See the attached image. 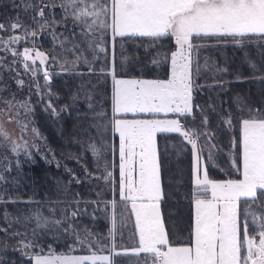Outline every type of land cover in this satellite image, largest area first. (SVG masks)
Segmentation results:
<instances>
[{
    "label": "snow or ice",
    "instance_id": "snow-or-ice-1",
    "mask_svg": "<svg viewBox=\"0 0 264 264\" xmlns=\"http://www.w3.org/2000/svg\"><path fill=\"white\" fill-rule=\"evenodd\" d=\"M11 6L22 10L28 18L21 19L17 14L0 22V52L6 53L0 56V70L15 72L12 79L23 89L26 82L16 67L20 65L29 77V92L34 89L41 100L47 97L46 112L59 115L53 104V99L59 100V96L51 90L52 76L59 73L49 72L48 67L57 65L62 71L80 76L97 71L102 76H111L110 124L119 137V196L125 204L118 221L116 200L104 202L106 211L110 206L111 227L102 235L77 222L87 212L88 204L93 205L95 219L99 199H76L71 210L49 206L45 215L39 202L16 198L11 203L38 206L22 217L3 213L7 227H0V232L16 240L15 249L27 256L30 264H118L120 257L135 258L136 264L141 261L143 264H264V106L250 107L237 95L234 100L241 116L234 117L231 109L217 113L219 123L233 132L228 159L235 176L216 179L210 175V169L218 168L217 155L221 149L217 132L210 128L209 111L216 113L217 109L211 103L206 106L197 103L194 96L203 88L198 83L202 72L200 52L210 46L204 41L214 40L216 44L231 41L240 48L255 44L264 49V0H20L19 4L11 0ZM55 9H60L59 18ZM44 34L51 37L50 51L38 47V37ZM117 38L121 42L148 38L150 48L160 49L163 42L174 40L175 50L157 51L151 60L155 66L170 65L168 78H123L128 72L123 54L118 78ZM8 55L12 59L6 62ZM102 57L104 66L97 69ZM248 63L253 69L251 79L264 85V74L256 75V64L251 60ZM81 66L87 68V73L79 71ZM208 68L205 58L203 70ZM212 69L221 76L229 71L215 64ZM41 75L43 85L39 82ZM235 79L245 78L237 74ZM225 83L218 80L216 86L223 89ZM0 84V147H10L17 156L23 150L34 162L32 149L39 153L41 148L36 143L40 138L38 129L30 127L35 111L31 97L17 100L16 94L3 83L2 71ZM78 98L77 93L71 94L73 103ZM66 109L67 105L59 111ZM21 110L23 119H20ZM107 115L101 110L96 118L103 120ZM5 116L8 122L18 124L22 134L30 131L31 140L23 135L20 138L23 143L13 139L4 126ZM97 127L99 130L106 125ZM167 133L181 138L182 151L190 146L188 150L194 160L191 196L194 216L187 242H173L161 208L165 194L157 137ZM89 148L96 171L101 174L94 175L85 167L86 176L111 185L116 164L105 158L104 150L115 153V147L101 142L99 147L92 143ZM73 158L79 162L78 157ZM44 159L52 163L47 154ZM56 166H61L59 161ZM3 170L8 171L9 166L5 164ZM66 171L72 170L66 168ZM72 179L80 182L74 173ZM3 181L5 176L0 174V182ZM56 183L59 186L61 181L57 179ZM7 202L0 195V204ZM132 215L135 243L117 244V237L123 239L122 230ZM29 222L35 225L30 232L9 233L14 223H23L27 229ZM49 233L55 243L64 239L63 251L42 242ZM7 247V242L0 240V250ZM101 252L108 254H98Z\"/></svg>",
    "mask_w": 264,
    "mask_h": 264
},
{
    "label": "trees",
    "instance_id": "trees-1",
    "mask_svg": "<svg viewBox=\"0 0 264 264\" xmlns=\"http://www.w3.org/2000/svg\"><path fill=\"white\" fill-rule=\"evenodd\" d=\"M16 3L19 4L20 0H16ZM55 11L59 18L60 9H55ZM17 14L21 16V19L28 18L22 10L12 8L11 0H2V2H0V22H6L10 17H15ZM30 14L31 13L28 15ZM0 35H2V33H0ZM121 43H123L122 49ZM149 43L150 41L148 38L124 40L122 42L120 38H117L116 63L118 76H121L119 65L121 64V54H123V57L127 58L124 62L128 70L127 75H124L125 77L148 79L168 78L170 65L162 64L160 66H155L151 63V60L156 56L157 51L175 50L174 40L163 42L164 47L162 49L150 48ZM204 43L210 46L201 49L200 52L202 72L198 83L201 84L203 88L201 91L194 93V96L195 101L201 105L206 106L211 103L216 106V113L209 111L210 128L217 132L218 144L221 151L217 155L218 168L210 169V175L216 179H225L228 178V175L235 176V173H233L230 168V161L228 159V153L230 151L229 142L233 132H230L225 126L219 123L220 117L217 113L231 109L234 117L241 116L242 113L237 110V105L234 100L237 95L242 97L243 101L250 107L259 109L264 106V85L251 79L253 69L248 63V60H251L256 64V75L264 74V56L261 55L264 49H259L255 44H249L244 48H240L231 41L216 44L214 40H206ZM52 46V40L49 35L44 34L38 37V47H40L41 50L50 51ZM146 48L148 49L147 51ZM5 55L6 53L0 52V56ZM205 58H207L209 62V68L207 70H203ZM11 59L12 57L8 55L6 62L11 61ZM102 61L103 57L101 58V62L96 65L97 69L104 66ZM214 64L220 67H227L229 70L228 73L222 76L217 75L212 69V65ZM16 67L21 73V78L26 82L25 87L19 89L15 80L12 79L15 72L10 73L6 69L0 70L3 72V83L8 85L9 91L16 94L17 100H25L28 99L29 96L31 97V105L34 107L35 111L31 116V120L34 121V123H32L30 127L38 129L40 138L37 139L36 143L40 148L44 149V153L42 155L41 153H37L35 149H32L34 157L33 162L32 159H29L23 153L19 156L12 153L10 147H0V174L5 176V181L0 182V195H3L5 200L8 201L7 203L0 204V227H7V222L3 218L4 212H8L13 216L22 217V214L38 206L37 203H11V201L16 198H19L20 201L31 200L39 202V207H41L45 215L48 214L47 209L49 206H55L60 209L67 207L71 210L73 201L76 199L82 201L99 199L101 203L99 209L95 210V219H93L92 216L94 212L93 205L88 204L87 212L79 216L77 222L82 225H87L90 229L102 235H106L111 227L109 219L111 210L110 206L108 211L105 210L104 202H110L113 199L116 200L118 221L121 211L125 208V204L121 201L119 196L118 135H115L117 150L114 153V157L111 151L104 150L105 158L111 162L114 159V163L116 164V167L113 169L114 178L111 185L105 184L101 180L87 177L82 170L86 167L87 170L94 173V175L101 174L96 171L95 158L92 156L89 148L90 142L95 143L98 147L101 145L97 130L99 119L96 118L97 113L91 110L97 109L99 112H101V110L104 111L103 106L106 104L107 112H110L112 90L111 76H102L98 71L96 74L80 76L62 71L57 65L48 67L49 72L59 73L58 75H53L51 79V90L59 96V100L53 99V104L59 112L58 116H54L44 110L47 97H45L44 100L39 99L34 89L30 93L27 86L30 83L29 77L23 73V69L20 65ZM79 71L87 73L88 70L86 67L81 66ZM237 74L245 79L236 80L235 77ZM218 80L227 82L224 84L223 89L216 86ZM39 82L43 85L44 81L42 75ZM0 86H2V84H0ZM73 93H77L79 96L75 103L71 100V94ZM4 95H7V92H5ZM105 99H107L106 102H104ZM89 104L92 105V108H89ZM65 105H67V109L60 112L59 110ZM23 118V111L21 110L20 119ZM90 125L93 126V137L90 135ZM236 132L238 133V128ZM25 133L24 135L31 140V132ZM157 141L160 150V159L166 152L180 153L185 156L184 159L187 157L190 161L189 166L191 167L193 156L188 150L190 146H187V148H184L182 151L183 145L181 138L177 134H159ZM49 149L51 151H49ZM45 154H47L49 160H52V163H47L45 161ZM73 157H78L79 162ZM16 161H19V164H17ZM57 161H59L61 165L59 168L56 166ZM5 164L9 166L8 171L3 170ZM184 166L185 164L182 163L181 167L184 168ZM66 168L71 169V173L66 171ZM73 173L76 177L80 178L79 183L72 179ZM57 179L61 181L59 186H57L56 183ZM69 181L71 182L69 183ZM97 193H99V197ZM166 199L167 196L164 195V200ZM175 199L176 198H171L172 202H176L177 199ZM183 201H185V199H183ZM186 201L187 204H183V206L180 207H176L172 204L161 205L169 236L174 243L187 242L189 239V233L193 223L191 222L193 211L190 208L191 199H189L188 196ZM128 208H130V205H128ZM124 214L129 215L127 212ZM57 215H59V213ZM133 221L134 215L130 216L127 227L122 230L123 239L121 240L119 236L117 237V244L131 246L135 243V238L132 237ZM32 227H35L32 222H29L27 229L24 227L23 223H14L13 227L9 229V233L13 230L30 232ZM0 240H5L8 244L7 248L0 250V264H30L28 257L22 255L18 249H15V239L9 238L5 233L0 232ZM44 241H46L47 244H52L58 251L64 250L65 241L63 238H61L59 243H55L51 233H49L42 238V242ZM83 253L86 252H77L76 254ZM118 264H136V260L135 258L130 260L128 257H120L118 258ZM141 264H143L142 261Z\"/></svg>",
    "mask_w": 264,
    "mask_h": 264
},
{
    "label": "rangeland",
    "instance_id": "rangeland-1",
    "mask_svg": "<svg viewBox=\"0 0 264 264\" xmlns=\"http://www.w3.org/2000/svg\"><path fill=\"white\" fill-rule=\"evenodd\" d=\"M120 77L121 76H118V78H120ZM123 78H130V77L123 76ZM144 79H148V78H144ZM111 85H112V82H111ZM111 93H112V90H111ZM106 100L107 99H105L104 102H106ZM103 107H104V112H106L108 115L103 120L99 119L97 126L103 124V125H106V127L99 128V130L97 127L98 136L100 138V142H103L105 144H111L117 150V148H116L117 147V144H116L117 141H115L116 133H113V131L111 129V124H110L112 109L110 110V112H107L106 104H104ZM91 111H93L94 113H99V111L97 109H93ZM129 118H131V115H129ZM3 120H4L5 128L12 135L13 139L18 140L21 143H23V140L20 139L21 135H23L25 139L29 138V137L27 138L24 135L26 133H23V134L21 133L20 128H19L17 123L8 122V118L6 116L3 118ZM89 129H90V135H91V137H93V135H94V131H92L93 126L90 125ZM90 144H92V143L90 142L89 145ZM21 153H23V150H21ZM39 153H41L43 155L44 149L41 148V152H39ZM112 154L114 157L113 152H112ZM184 158H185V156L181 155L180 153H167L166 152L160 159L163 190H164L165 195L167 196V199L164 200V202L161 204L162 206L164 204H166V205L172 204V205H175L176 207L183 206V204L186 205L187 204V201H186L187 196L189 197L192 195L190 193V191H192V189L194 187L193 175H192L194 160L192 161L191 167H190L189 166L190 161L187 159V157H186V159H184ZM112 162H114V159L112 160ZM182 163L185 164L184 168L181 167ZM82 171L85 172V167L83 168ZM182 189H185V190H182ZM179 190H181V191L179 192ZM171 198H173V199L176 198L177 199V200L175 199L176 202H172ZM183 199H185V201H183ZM190 208L192 209V211H193L192 214L194 216V206H193L191 201H190ZM176 215H177V212H176ZM191 222H193V217L191 218ZM83 254H88V253L86 252ZM98 254L107 255L108 253L101 252Z\"/></svg>",
    "mask_w": 264,
    "mask_h": 264
},
{
    "label": "crops",
    "instance_id": "crops-1",
    "mask_svg": "<svg viewBox=\"0 0 264 264\" xmlns=\"http://www.w3.org/2000/svg\"><path fill=\"white\" fill-rule=\"evenodd\" d=\"M179 192H180V190H179ZM190 193L192 194V191H190ZM190 193H189V194H190ZM191 196H192V195H191ZM191 196H189L188 198L191 199Z\"/></svg>",
    "mask_w": 264,
    "mask_h": 264
}]
</instances>
